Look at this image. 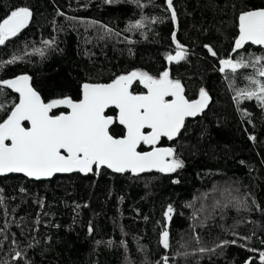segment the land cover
Segmentation results:
<instances>
[{
	"label": "trees",
	"instance_id": "trees-1",
	"mask_svg": "<svg viewBox=\"0 0 264 264\" xmlns=\"http://www.w3.org/2000/svg\"><path fill=\"white\" fill-rule=\"evenodd\" d=\"M140 4L0 0V19L15 7L32 11L27 27L0 45V61L24 57L6 64L0 81L27 74L45 103L64 97L78 101L83 83H109L133 70L158 77L168 66L167 55L176 53V42L187 55L169 63L170 78L181 81L189 100L202 88L210 96L206 110L186 120L175 140L159 142L183 161L176 172L133 175L93 167L87 175L39 181L0 176V264H163L165 256L168 264H262L264 107L255 98L236 96L251 87L247 77L256 69L221 72L219 61L264 56V48L249 44L233 51L239 15L264 8V0H173L175 21L167 0ZM142 18L143 28L129 30ZM131 91L145 92L139 82ZM18 99L6 87L0 93V122ZM106 114L115 117L116 110ZM109 130L115 137L125 132L116 121ZM169 205L171 220L165 216ZM164 230L167 249L160 243ZM201 247L214 251L201 253Z\"/></svg>",
	"mask_w": 264,
	"mask_h": 264
},
{
	"label": "snow or ice",
	"instance_id": "snow-or-ice-1",
	"mask_svg": "<svg viewBox=\"0 0 264 264\" xmlns=\"http://www.w3.org/2000/svg\"><path fill=\"white\" fill-rule=\"evenodd\" d=\"M133 2L143 7L140 0ZM172 2L167 0V6L171 10V19L175 21L176 12ZM31 18L32 11L28 7L10 10L0 19V45L17 36L27 27ZM143 27V18L129 24V30ZM108 31L111 32V29ZM172 39L176 41L175 32ZM249 41L264 45V9L245 11L239 15V37L235 40L233 51L241 49ZM53 43L44 41L47 46ZM205 47L212 56L217 55L210 46ZM176 49L175 55H167L169 62L186 58L187 50L183 45L176 42ZM33 52L44 55L41 49H33ZM23 59L22 55H13L10 60L0 61V70L6 64ZM262 61L264 56L247 60L243 57L225 58L219 61V71L225 72L227 69L235 73L238 69L248 67L256 69L254 75L247 77L251 87L238 90L236 96L248 100L255 98L264 107V80L260 79L264 77ZM137 80L147 90L145 93L134 94L131 91L133 82ZM30 81L31 77L26 74L0 81V93L5 87L19 93V102L12 105L10 114L0 122V174L24 173L28 177L40 179L55 173H89L93 171V166L96 169L106 166L117 173H142L153 169L162 173L176 172L184 164L175 158V149L156 145L161 137L169 140L176 137L185 119L201 113L209 101L203 88L198 99H187L181 81L171 79L168 70L161 72L158 77L146 71L133 70L117 76L110 83H84L82 98L78 101L64 97L45 103ZM168 97L171 99H166ZM61 106L70 111L50 114ZM110 106L119 110L118 121L125 129L120 137L110 134L109 129L114 120L112 116L105 115V110ZM3 107L0 105V109ZM24 122H29L30 127H26ZM142 144L151 146V150L138 151ZM172 213L173 207L169 205L165 216L171 220ZM160 243L165 249L169 247L167 230L162 232ZM229 243L235 244L236 241H223L217 247ZM206 251L214 249L199 248L201 253ZM20 255L16 253L17 257ZM162 259L163 264H168L167 256ZM259 259L264 264V251L259 253Z\"/></svg>",
	"mask_w": 264,
	"mask_h": 264
},
{
	"label": "water",
	"instance_id": "water-1",
	"mask_svg": "<svg viewBox=\"0 0 264 264\" xmlns=\"http://www.w3.org/2000/svg\"><path fill=\"white\" fill-rule=\"evenodd\" d=\"M259 9H264V8H258V9H254V10H259ZM247 44H249V45H253V46H259V47H262V48H264V45H256V44H253L251 41H249V42H246L244 45H247ZM175 55V54H174ZM169 61L167 60V68H166V70H168L169 71ZM19 75H23V74H19ZM19 75H16V76H19ZM27 75V74H26ZM16 76H14V77H12V78H10V79H14ZM136 82H139L138 80L137 81H134L133 82V84L134 83H136ZM110 83V82H109ZM84 84V83H83ZM82 84V85H83ZM92 84H94V83H92ZM102 84H106V83H102ZM141 84V83H140ZM32 86V85H31ZM133 86V85H132ZM141 86H142V88L144 89V91L146 92L147 90L144 88V86L141 84ZM33 87V86H32ZM132 88V87H131ZM11 90V89H10ZM14 93H16L14 90H12ZM144 92V93H145ZM39 93V92H38ZM18 96H19V93H16ZM208 95V97H209V101H208V105H209V103H210V96H209V94H207ZM41 96V95H40ZM42 98V97H41ZM81 98H82V86H81ZM80 98V99H81ZM199 98V96L196 98V99H198ZM166 99H171L170 97H168V98H166ZM43 100V99H42ZM195 100V99H194ZM18 102H19V99H18ZM17 102V103H18ZM208 105H207V107H208ZM206 107V108H207ZM59 108H62V109H65L66 111L65 112H67V111H70V109H67L65 106H61V107H59ZM110 108H114L115 110H116V117L114 118L113 116V120H114V122L116 121L118 124H119V121H118V112H119V110L117 109V108H115V106H110L108 109H110ZM206 108L201 112V113H203L205 110H206ZM108 109H106L105 110V115H107L106 114V112H107V110ZM201 113H199V114H197L196 116H194V117H187L186 119H185V122H186V120H188V119H194V118H196L198 115H200ZM10 114V113H9ZM51 114V113H50ZM107 116H110V115H107ZM113 122V123H114ZM185 122H184V125H185ZM24 124H27V126L26 127H30V123L29 122H24ZM113 125V124H112ZM111 125V126H112ZM120 125V124H119ZM110 126V127H111ZM122 126V125H121ZM123 127V126H122ZM184 127V126H183ZM183 127L181 128V130H180V132L182 131V129H183ZM124 128V127H123ZM124 131H125V129H124ZM179 132V133H180ZM125 133V132H124ZM179 135V134H178ZM178 135L176 136V137H174L172 140H169L167 137H161V139H163V138H166L168 141H173V140H175L177 137H178ZM160 142V141H159ZM6 143H10V141H6ZM147 148H149V149H147V150H145V151H150L151 150V146H149V145H145ZM157 147H169V146H159V145H156ZM140 147V146H139ZM139 147H138V151H140L139 150ZM93 167H95V166H93ZM102 168H104V169H106V170H108V171H110V172H112V173H117V172H114L112 169H109V168H107L106 166H102L101 168H99V169H96V170H100V169H102ZM151 171H157V170H155V169H153V170H151ZM151 171H146V172H142V173H132V172H130V171H127L128 173H131V174H133V175H141V174H144V173H148V172H151ZM72 173H81V172H78V171H74V172H71V173H55V174H53V176H51V177H43V178H40V179H36V178H34V177H28V176H26L24 173H6V174H0V176H4V175H8V174H18V175H22V176H24V177H26V178H28V179H31V180H35V181H39V180H49V179H51V178H53L54 176H56V175H60V174H62V175H68V174H72ZM90 173V172H89ZM89 173H81V174H85V175H87V174H89ZM124 173H126V172H124ZM119 174H123V173H119ZM247 262H250V260H246L245 262H243L242 264H247Z\"/></svg>",
	"mask_w": 264,
	"mask_h": 264
},
{
	"label": "flooded vegetation",
	"instance_id": "flooded-vegetation-1",
	"mask_svg": "<svg viewBox=\"0 0 264 264\" xmlns=\"http://www.w3.org/2000/svg\"><path fill=\"white\" fill-rule=\"evenodd\" d=\"M181 84H182V83H181ZM182 86H183V85H182ZM184 95H185V94H184ZM185 97H186V96H185ZM195 99H196V98H195ZM192 100H194V99H192ZM64 112H65V111H64ZM113 117H114V116H113ZM115 117H116V116H115ZM115 117H114V118H115ZM157 145H159V143H158ZM159 146H161V145H159ZM147 149H149V148H147Z\"/></svg>",
	"mask_w": 264,
	"mask_h": 264
}]
</instances>
